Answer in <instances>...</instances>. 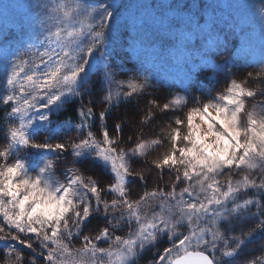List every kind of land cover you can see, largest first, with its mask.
<instances>
[{"label":"snow or ice","instance_id":"6c2138e0","mask_svg":"<svg viewBox=\"0 0 264 264\" xmlns=\"http://www.w3.org/2000/svg\"><path fill=\"white\" fill-rule=\"evenodd\" d=\"M224 7L238 10L239 27L254 5L0 4L5 14L10 8L36 10L16 25L19 38L32 41L26 47L14 48L0 33V111L7 125L0 137L4 264H137L141 250L156 246L160 237L168 246L157 250L152 264H264V39L259 66L243 80L231 78L238 71L234 59L248 50L242 45L231 52L227 38L219 36L216 12ZM260 13L264 18V4ZM161 34L176 41L177 53L188 54L189 83L183 96L169 92L162 103L147 99L146 110L133 121L139 131L125 140L123 119L111 126L99 122L112 118L117 106L139 108L153 95L156 77L149 61L163 54L156 43ZM194 43L198 64L190 55ZM221 54L225 58L215 67L228 86L205 91L196 72ZM195 87L202 95L192 94ZM257 97L259 111L248 103ZM77 101L79 123H69L61 130L67 138L56 140L54 113ZM158 117L170 120L165 135L146 137L144 127ZM41 130L47 133L42 139ZM165 139L168 149L149 162L148 172L158 170L161 180L168 172L169 190H148V176L134 165ZM31 150L54 158L32 167ZM141 181L145 190L134 194ZM100 218L95 235L91 229L85 234ZM125 228L126 236L115 235ZM258 233L259 254L240 260Z\"/></svg>","mask_w":264,"mask_h":264},{"label":"rangeland","instance_id":"374dc122","mask_svg":"<svg viewBox=\"0 0 264 264\" xmlns=\"http://www.w3.org/2000/svg\"><path fill=\"white\" fill-rule=\"evenodd\" d=\"M20 1H21L20 3H18L17 1L15 3L33 4L37 2V0H20ZM88 2L91 3V0H88ZM129 2L151 5V4H159L162 2V0H129ZM178 2L199 3L205 5L211 3H216L221 5H227V4L239 5L244 3L253 4L254 8L249 9L244 13V20L243 22L240 23L239 27L235 26V22L239 21V15L237 14L238 10L236 8L224 7L222 10H217L216 15L220 18L221 21L217 27V32L221 38L224 37L227 38L228 49L231 52L237 51V49H239L242 45L245 46L248 50L246 55L234 59V64L238 69V71H236L235 76L231 78L243 80L249 72L253 71V69L250 70L248 66H252L251 68L259 66V61L261 59V43H262V39H264V37H262V28H264V18H262V15L260 13V8L262 4H264V0H178ZM35 11H36L35 9L26 10L27 13H30L28 16H32ZM191 11L193 12L199 11L205 15L211 14L210 10L206 11L204 9H199V10L192 9ZM19 19L20 18L13 19V21L5 23L3 24V26H0V33H6L7 39L11 42L12 46L17 49L26 47L27 43L32 42L28 40L22 41L19 38L16 27ZM241 28L243 29V31L240 30ZM156 43L158 48L163 49V54L161 57H157L154 60L150 59L149 61V67L156 77V88L152 90L153 95L148 97L149 98L151 97V99L157 98L158 101L162 103L164 101V98L168 96L169 92L178 93L175 87L183 89V86H187V83H185L183 78L184 76H186L190 64L186 63L188 54H180L174 50L176 45V41L174 39L161 34L157 37ZM40 51H43V49H40ZM190 55L194 62L199 63V58L196 56L195 43L192 45V51ZM224 58H225L224 54H221L217 58L214 57V61L221 62ZM130 60L132 63L136 62L134 56H131ZM216 76H218L217 87L211 90L214 93L223 91L228 86L227 83L225 82V74L223 72L219 74L216 73ZM178 82L180 83L178 84ZM197 89L198 87L192 89L193 95H196L195 92L193 91ZM199 93L200 95L202 94V92ZM180 94L181 96L184 95L183 93ZM260 100L261 98L257 97L255 101L248 102L249 108H251L252 104H256L257 111H259V108L261 107L259 103ZM179 114L183 116V112ZM164 120L165 119L161 121ZM166 121L167 122L165 128L167 130V125L170 123V121L169 120ZM6 126L7 125L4 123L3 130L0 133L1 136L3 135V131L5 130ZM57 132L60 134V136L56 137L55 138L56 140H58L60 137L67 138L61 130H58ZM74 134L75 133H69L68 135H74ZM44 135H47V133L41 130V139ZM1 142L2 140H0V144ZM49 142H55V141H49ZM168 147H169L168 142L165 141L164 143H162L160 147H158L157 150L151 151L149 157H152L151 159L157 158L163 152H165L168 149ZM32 151H36V150H32ZM29 156L30 157L28 158V161H30L31 157H33V154L31 153L29 154ZM53 158L54 157L52 155H48V156L40 155L38 162L43 159H53ZM65 166H70V165H65ZM57 175L59 176V173H57ZM148 190H151L150 187ZM177 191H179V189H177ZM204 223L206 224L207 221H205ZM89 229H91V234L95 235V227L93 228L91 224L89 225L88 229H85V234H89ZM127 232L128 229L125 228L123 232H119V235L126 236ZM260 239L261 236L255 237L244 249V252L239 257V259L243 260L247 257L259 254ZM108 243H111V241H109ZM108 243L101 244L100 246L108 247ZM73 245L74 247L77 248L80 247V244L75 242H73ZM167 246L168 245L163 241L156 244V246L149 245L148 250L146 248L144 249V251L147 250V252H145L146 255L143 257L144 259L142 260V262H140L141 260H139L138 264H152V260L156 255L157 250L159 249L160 251H162L163 247H167ZM0 264H4V256L2 253H0Z\"/></svg>","mask_w":264,"mask_h":264},{"label":"trees","instance_id":"16d2710c","mask_svg":"<svg viewBox=\"0 0 264 264\" xmlns=\"http://www.w3.org/2000/svg\"><path fill=\"white\" fill-rule=\"evenodd\" d=\"M16 1L18 3L21 2L20 0H0V4H4V3L18 4V3H15ZM29 14L30 13H27L26 10L24 11V9H18V8L8 9L6 14L3 12H0V26H3V24H5V23L13 21V19L20 18L23 15H29ZM208 67H209V69L208 68L205 69V67H203L204 69L202 68L201 70L196 72V80L198 81L199 85L207 86L205 88V90H208V89L213 90L214 88L217 87V83H218V82H216V77H215L217 68L215 67V65L212 62ZM248 67L250 68V70L254 68V67L251 68L252 66H248ZM184 81L188 85L189 79L188 80L184 79ZM179 83L180 82H178V84ZM185 87L186 86H183V89L175 87V89H177L178 94H180V93L184 94ZM200 90H201L200 87H198V89L193 91V92H195V94L197 96H200V93H199V92H201ZM147 99H151V97L150 98L147 97L146 99L142 100L140 102L139 108L127 109L124 107L117 106L116 111H114L112 114V118L105 120V121H100L99 123L101 125L108 124L111 126L114 122H119L120 119H123L128 126L126 129V134L124 136V139L127 140L128 136H134L139 131V126L137 124L133 123V121L138 119V116H137L138 111L142 112V111L146 110ZM133 103H135V102H133ZM78 105H79V101H77L76 107H73L71 105V103L65 104L58 112L54 113V118H55L56 123L53 124V127L56 128L57 131L62 130V128L67 126L69 123H71V124L79 123V118L75 115L76 108L78 107ZM98 110L99 109H97V111ZM163 119H165V120L161 121ZM5 120H6L5 113L3 111H0V133L3 130V124L5 123ZM166 120H169L168 117H158L157 120L152 122V124H149V125L144 127V129H143L144 135L148 138H154L157 134H159V136L161 138H163V136L165 135V133L167 131L165 128L166 122H167ZM0 137H2L1 134H0ZM165 141H167V140L166 139L163 140V143ZM1 144H2V142H1ZM122 146H124V145H122ZM157 149H158V147L155 148L154 150H157ZM154 150H152V151H154ZM31 153L33 154V157H31L29 162L32 165V167H34L38 163V160H39L41 154L37 153V151L31 150L27 154V159L30 157L29 154H31ZM151 158L152 157H149V155L146 158H141L139 160V162L134 165V167L137 170L143 169L145 171V174L148 176L147 189H149V187H150V189H152V188L159 185L160 187L164 188L166 191L169 189L168 186L170 185L169 173L165 172L162 180L158 178V170L153 171V172H151V174H149L148 169L151 167L149 162L151 160H153ZM91 174H92L91 172L86 173V175H91ZM94 178H96V177H94ZM144 190H145V185H144L143 181H141L139 184L135 185L132 189L134 194L136 192L141 193ZM111 198H112L111 196L105 197V199H111ZM245 198H247V197H245ZM98 224L100 226L103 225V219L102 218H100V220L94 219L91 222V225L93 226V228L96 227ZM115 235H119V232H116ZM259 236H261V234L258 233V234H256L255 237H259ZM159 239H160V242L165 241L164 237H160ZM148 246H146L147 250H148ZM147 250L146 251L141 250L139 256L136 258L137 264H138L139 260H141L140 262H142V260L144 259L143 257L146 255L145 252H147ZM190 250H195V249L193 248ZM26 256H27V254H26Z\"/></svg>","mask_w":264,"mask_h":264},{"label":"bare ground","instance_id":"6f19581e","mask_svg":"<svg viewBox=\"0 0 264 264\" xmlns=\"http://www.w3.org/2000/svg\"><path fill=\"white\" fill-rule=\"evenodd\" d=\"M217 57H218V56H216V58H217ZM211 62H212L214 65H217V64L220 63V62H215V61H214V58H211ZM195 63H197V62H195ZM197 64H198V63H197ZM208 66H209V65H208ZM208 66H206L205 69H207V68L209 69ZM188 67H189V66H188ZM203 69H204V68H203ZM216 73L219 74V73H221V71H219L218 68H217V69H216ZM215 77H216V82H218V79H217L218 76L215 75ZM184 79H187V80L189 79L188 76H187V74H186V76H184L183 80H184ZM170 85H171V84H170Z\"/></svg>","mask_w":264,"mask_h":264}]
</instances>
